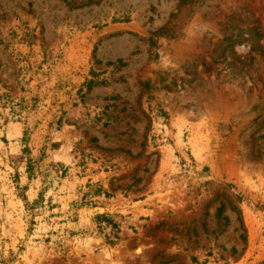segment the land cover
Returning a JSON list of instances; mask_svg holds the SVG:
<instances>
[{
  "label": "rangeland",
  "instance_id": "rangeland-1",
  "mask_svg": "<svg viewBox=\"0 0 264 264\" xmlns=\"http://www.w3.org/2000/svg\"><path fill=\"white\" fill-rule=\"evenodd\" d=\"M0 264H264V0H0Z\"/></svg>",
  "mask_w": 264,
  "mask_h": 264
},
{
  "label": "trees",
  "instance_id": "trees-1",
  "mask_svg": "<svg viewBox=\"0 0 264 264\" xmlns=\"http://www.w3.org/2000/svg\"><path fill=\"white\" fill-rule=\"evenodd\" d=\"M107 218H108V217H107L106 215H100V216H99V220H102V221L107 222V223L109 224L110 221H108ZM113 228H117V227L114 226ZM109 242H110V243H113V241H112L111 238L109 239Z\"/></svg>",
  "mask_w": 264,
  "mask_h": 264
},
{
  "label": "clouds",
  "instance_id": "clouds-1",
  "mask_svg": "<svg viewBox=\"0 0 264 264\" xmlns=\"http://www.w3.org/2000/svg\"><path fill=\"white\" fill-rule=\"evenodd\" d=\"M242 47V45H238L237 48Z\"/></svg>",
  "mask_w": 264,
  "mask_h": 264
}]
</instances>
